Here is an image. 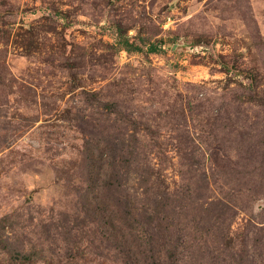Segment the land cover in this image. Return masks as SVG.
Instances as JSON below:
<instances>
[{"label":"rangeland","instance_id":"374dc122","mask_svg":"<svg viewBox=\"0 0 264 264\" xmlns=\"http://www.w3.org/2000/svg\"><path fill=\"white\" fill-rule=\"evenodd\" d=\"M0 264H264V0H0Z\"/></svg>","mask_w":264,"mask_h":264}]
</instances>
